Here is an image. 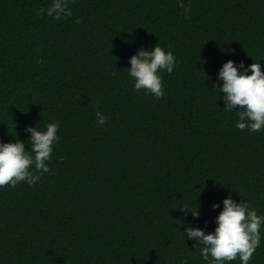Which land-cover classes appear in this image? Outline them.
<instances>
[{
    "label": "trees",
    "instance_id": "1",
    "mask_svg": "<svg viewBox=\"0 0 264 264\" xmlns=\"http://www.w3.org/2000/svg\"><path fill=\"white\" fill-rule=\"evenodd\" d=\"M50 2L0 0V142L60 125L52 174L0 187V264H206L186 224L214 231L230 193L264 214V129L236 128L213 87L230 59L264 63V0H191L190 13L70 0V17L37 15ZM158 43L176 67L155 98L126 68ZM249 264H264V238Z\"/></svg>",
    "mask_w": 264,
    "mask_h": 264
},
{
    "label": "clouds",
    "instance_id": "2",
    "mask_svg": "<svg viewBox=\"0 0 264 264\" xmlns=\"http://www.w3.org/2000/svg\"><path fill=\"white\" fill-rule=\"evenodd\" d=\"M70 0H51L46 8L37 10V15L52 17L56 20L72 16ZM178 6L185 13L191 12V0H178ZM79 22V18H77ZM128 76L133 80L136 91H143L155 98L164 96L161 73H172L176 67L173 52L158 43L153 49L141 47L129 58ZM264 63L255 61L245 65L228 60L219 69L213 87L218 90L227 112L237 114L235 127L240 130L258 132L264 129ZM96 124L104 125L108 116L97 110ZM59 122L47 123L43 129L38 124L27 125L25 131L30 134L27 141L14 139L12 142H0V187H15L20 182L29 186L39 183L41 177L52 174L49 162L52 160L54 146L59 141ZM27 144V148H26ZM223 207L215 217L214 231L186 224L184 235L194 241L195 249L206 264H230L237 258L240 264H249L253 253L264 238V214L250 206L247 200L237 201L231 193L222 201ZM212 208H220L213 203ZM199 217L198 207L190 211ZM180 264H187L181 259Z\"/></svg>",
    "mask_w": 264,
    "mask_h": 264
}]
</instances>
